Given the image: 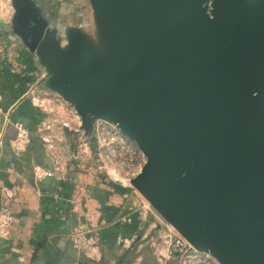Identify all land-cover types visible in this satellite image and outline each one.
I'll use <instances>...</instances> for the list:
<instances>
[{
  "label": "water",
  "instance_id": "water-1",
  "mask_svg": "<svg viewBox=\"0 0 264 264\" xmlns=\"http://www.w3.org/2000/svg\"><path fill=\"white\" fill-rule=\"evenodd\" d=\"M83 23L10 0L38 84L89 138L115 125L146 158L130 185L193 249L264 264V0H83Z\"/></svg>",
  "mask_w": 264,
  "mask_h": 264
},
{
  "label": "crops",
  "instance_id": "crops-1",
  "mask_svg": "<svg viewBox=\"0 0 264 264\" xmlns=\"http://www.w3.org/2000/svg\"><path fill=\"white\" fill-rule=\"evenodd\" d=\"M36 2L54 21L86 19L83 0L78 18L58 17L56 0ZM12 16L10 0H0V206L12 215L8 236L0 237V264H182L165 224L100 172L71 105L38 84L41 69L13 34ZM33 96L44 99L43 108ZM16 125L29 137L22 152L11 146ZM47 134L51 155L41 139ZM36 167L44 176L36 177Z\"/></svg>",
  "mask_w": 264,
  "mask_h": 264
},
{
  "label": "rangeland",
  "instance_id": "rangeland-1",
  "mask_svg": "<svg viewBox=\"0 0 264 264\" xmlns=\"http://www.w3.org/2000/svg\"><path fill=\"white\" fill-rule=\"evenodd\" d=\"M56 1L58 2V9L54 10V12H56L58 17L72 18L74 16V18H78L81 15L82 4L80 0ZM69 111L72 114L75 112L72 106H70ZM82 135V143L88 144V146L91 145L93 152H95L92 160L96 163V166L101 167L100 172H103L106 177L110 173L113 178L119 180L117 181L119 184L125 182L126 184L124 185L133 191L134 196L141 202V205H145L150 213L152 212L157 216L150 208L148 202L130 185V180L140 173L146 163V158L135 142L123 134L115 125L102 120L95 121L89 138L84 132ZM157 218L159 217L157 216ZM161 222L165 224L162 220ZM165 228L172 235H179L171 226L165 224ZM185 264L220 263L210 254L194 250Z\"/></svg>",
  "mask_w": 264,
  "mask_h": 264
},
{
  "label": "built area",
  "instance_id": "built-area-1",
  "mask_svg": "<svg viewBox=\"0 0 264 264\" xmlns=\"http://www.w3.org/2000/svg\"><path fill=\"white\" fill-rule=\"evenodd\" d=\"M32 101L34 104L40 108L44 107V99L39 98L38 96H33ZM76 117L78 115L74 112ZM64 126H68L67 123L63 124ZM17 134L15 139L11 142L12 149L15 152H22L26 149V146L29 143L28 133L25 129H23L20 125H16ZM44 149L51 155L55 150L54 140L50 137V135H42L41 137ZM36 177L40 178L42 173H39L40 168H35ZM48 175V173H46ZM108 175L113 178L110 173ZM115 179V178H113ZM116 180V179H115ZM119 181V180H117ZM122 182V181H121ZM122 184H126L122 182ZM12 226V215L9 207L7 205L0 206V237H7ZM171 249L177 255L179 261L182 264L186 263V260L189 259L190 254L195 250L193 249L180 235H173L171 237Z\"/></svg>",
  "mask_w": 264,
  "mask_h": 264
},
{
  "label": "flooded vegetation",
  "instance_id": "flooded-vegetation-1",
  "mask_svg": "<svg viewBox=\"0 0 264 264\" xmlns=\"http://www.w3.org/2000/svg\"><path fill=\"white\" fill-rule=\"evenodd\" d=\"M70 19H66V20H64V21H69Z\"/></svg>",
  "mask_w": 264,
  "mask_h": 264
}]
</instances>
